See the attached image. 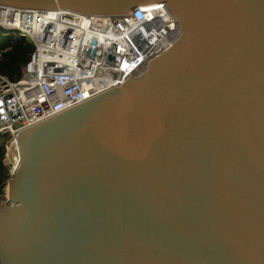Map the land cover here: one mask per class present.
<instances>
[{
    "label": "water",
    "instance_id": "1",
    "mask_svg": "<svg viewBox=\"0 0 264 264\" xmlns=\"http://www.w3.org/2000/svg\"><path fill=\"white\" fill-rule=\"evenodd\" d=\"M155 3L176 42L20 132L0 264H264V0H0L111 15Z\"/></svg>",
    "mask_w": 264,
    "mask_h": 264
},
{
    "label": "built area",
    "instance_id": "2",
    "mask_svg": "<svg viewBox=\"0 0 264 264\" xmlns=\"http://www.w3.org/2000/svg\"><path fill=\"white\" fill-rule=\"evenodd\" d=\"M159 4L157 10L142 5L123 15L82 12L88 19L77 18L75 26L62 27L58 32L41 29L37 36L19 26L13 13L8 16L2 11L11 8L15 12L19 8L0 4V32H17L35 45L18 79L0 74V135L11 136L4 158L10 178L21 161L17 164L10 160L12 152H19L20 156V132L125 84L164 45L176 42L180 36L177 20L165 3ZM25 10L28 22L33 13H45ZM168 21L174 23L173 31L168 30ZM43 40L47 43L41 49ZM139 49H145V54ZM39 52L46 53L45 60H40Z\"/></svg>",
    "mask_w": 264,
    "mask_h": 264
},
{
    "label": "trees",
    "instance_id": "3",
    "mask_svg": "<svg viewBox=\"0 0 264 264\" xmlns=\"http://www.w3.org/2000/svg\"><path fill=\"white\" fill-rule=\"evenodd\" d=\"M2 35L6 38L0 39V74H6L12 79H18L22 74L21 68L30 60L31 54L35 50V45L22 36ZM8 47L9 49L4 51ZM10 140L11 136L0 135V195H3L5 190L6 192L8 190V185L4 186L10 179V172L8 166L4 163V158ZM8 161L10 162V160Z\"/></svg>",
    "mask_w": 264,
    "mask_h": 264
},
{
    "label": "bare ground",
    "instance_id": "4",
    "mask_svg": "<svg viewBox=\"0 0 264 264\" xmlns=\"http://www.w3.org/2000/svg\"><path fill=\"white\" fill-rule=\"evenodd\" d=\"M161 6V4L159 3H155V4H150L148 7H151L152 10H157L159 7ZM8 9V10H7ZM13 9L11 8H6L5 10L2 9V11L4 13H8V16H13L16 17V23L21 26L23 29H25L26 31H29L31 34H35L44 28H48L51 31H56L58 32L62 27L65 26H75L74 24V20H76L77 18H85L88 19V16L83 14L80 11H74V10H69V9H54V10H49L45 13H33L32 14V18L30 19V21L28 22V13L26 12L25 9H17L15 12L11 11ZM26 19V20H25ZM25 21V22H24ZM170 24H168V30L169 31H173L175 28V25L173 22L168 21ZM15 27H17V25H15ZM52 27H56L55 29H51ZM128 30H131V27H128ZM52 33V32H50ZM54 34H52L53 36ZM148 35V33H147ZM37 36V35H36ZM39 36V35H38ZM47 43L46 40H43V43L41 42L39 44V46L41 47V49L44 48V43ZM51 41H48V44ZM157 47V45H156ZM140 52L142 54H145V49L141 50L139 49ZM40 60H45L46 59V53H38ZM19 146V145H18ZM20 151V150H19ZM19 152H17L16 154H12L11 153V161L14 163H19L20 158H19ZM14 158L16 159V162L14 161ZM16 164V165H17ZM8 196H11V185L9 184V191H8ZM9 199V198H8Z\"/></svg>",
    "mask_w": 264,
    "mask_h": 264
},
{
    "label": "rangeland",
    "instance_id": "5",
    "mask_svg": "<svg viewBox=\"0 0 264 264\" xmlns=\"http://www.w3.org/2000/svg\"><path fill=\"white\" fill-rule=\"evenodd\" d=\"M6 36H12V37H19V34L17 33V32H14V33H12V35L11 34H9V35H6ZM6 37H4L3 35H2V32H0V39H5ZM27 41H30V42H32L30 39L28 40L27 39ZM7 49H9V48H6V49H4V51L5 50H7ZM34 52V51H33ZM32 55V54H31ZM8 144H10V141H9V143ZM15 153V152H14ZM8 184V183H7ZM9 191V184H8V190H7V192H6V190H5V192H4V194L3 195H0V205H5V203H7V199L9 198V196H8V192Z\"/></svg>",
    "mask_w": 264,
    "mask_h": 264
},
{
    "label": "clouds",
    "instance_id": "6",
    "mask_svg": "<svg viewBox=\"0 0 264 264\" xmlns=\"http://www.w3.org/2000/svg\"><path fill=\"white\" fill-rule=\"evenodd\" d=\"M139 6H142V5H139ZM137 7V6H136Z\"/></svg>",
    "mask_w": 264,
    "mask_h": 264
}]
</instances>
